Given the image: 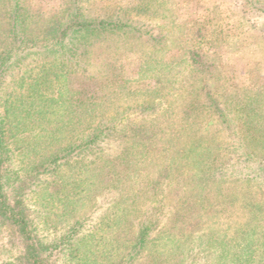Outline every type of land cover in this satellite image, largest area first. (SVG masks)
I'll return each mask as SVG.
<instances>
[{
    "label": "rangeland",
    "instance_id": "374dc122",
    "mask_svg": "<svg viewBox=\"0 0 264 264\" xmlns=\"http://www.w3.org/2000/svg\"><path fill=\"white\" fill-rule=\"evenodd\" d=\"M261 5L0 0L4 192L45 264H264ZM25 248L0 216V264Z\"/></svg>",
    "mask_w": 264,
    "mask_h": 264
},
{
    "label": "trees",
    "instance_id": "16d2710c",
    "mask_svg": "<svg viewBox=\"0 0 264 264\" xmlns=\"http://www.w3.org/2000/svg\"><path fill=\"white\" fill-rule=\"evenodd\" d=\"M261 12L264 13V6L261 5ZM16 22L14 23V27ZM127 27V24H122L121 22H109L101 20L99 22L91 21H73L70 24H67L65 27L60 28L59 33L61 36H66L69 30L74 29V32L88 31L91 28H99L103 30L115 29L121 30ZM11 61V53L8 52L5 56L0 59V74L6 70L7 64ZM222 118L224 114L220 112ZM225 119V118H224ZM226 121V120H225ZM97 137V136H96ZM56 159H53L54 162ZM4 150H3V141L0 137V216L2 219L10 222L12 226L17 229V232L20 234L21 238L25 243V258L28 264H45L40 256L41 249L36 246L34 243V237L32 231L29 227V222L27 216L25 215L24 209L20 206V203L17 202L16 205H11L6 197L4 192V182H3V164H4ZM150 228L148 226L143 227L138 237L135 241V248L138 249V252L144 247L149 236ZM264 236V235H263ZM263 241V242H262ZM264 244V237L261 238V245ZM261 257L264 259V247L261 246Z\"/></svg>",
    "mask_w": 264,
    "mask_h": 264
}]
</instances>
